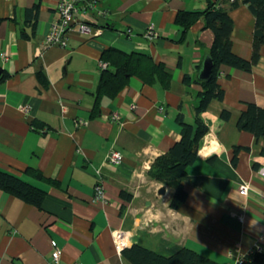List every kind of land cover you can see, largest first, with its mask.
<instances>
[{"label": "crops", "instance_id": "crops-1", "mask_svg": "<svg viewBox=\"0 0 264 264\" xmlns=\"http://www.w3.org/2000/svg\"><path fill=\"white\" fill-rule=\"evenodd\" d=\"M206 1L98 0L105 11L99 35L73 29L66 47L39 53L58 20L59 0H0V169L46 192L37 208L0 190V264H52V243L61 251L59 264H127L121 250L132 244L162 252L180 244L219 264H233L239 251L245 255L256 245L264 249V177L259 173L264 142L235 126L246 102L264 105V53L251 72L221 67L224 98L202 114L208 132L187 166L185 201L170 208L172 188L147 175L155 157L180 139L179 109L193 121L201 89L198 72L213 34L198 20L179 42L175 14L202 10ZM34 4L36 25L25 39L20 31H32L25 25V10ZM229 14L232 49L248 59L254 16L242 2ZM149 25L158 34L153 39L145 36ZM110 47L147 53L165 64L171 88L131 77L115 98L103 97L91 116L100 55ZM39 68L46 86L37 80ZM185 74L191 76L189 85H183ZM222 109L231 112L230 121L220 120ZM234 145L247 149L233 165ZM111 150L122 154L120 163L108 161ZM30 167L57 185L27 174ZM99 178L103 199L95 201ZM241 184L247 186L246 196L238 190ZM163 186L165 193L159 194ZM114 231L125 232L120 250Z\"/></svg>", "mask_w": 264, "mask_h": 264}, {"label": "trees", "instance_id": "trees-1", "mask_svg": "<svg viewBox=\"0 0 264 264\" xmlns=\"http://www.w3.org/2000/svg\"><path fill=\"white\" fill-rule=\"evenodd\" d=\"M244 3L249 12L254 16V29L252 32L251 55L246 59L239 56L232 49L233 30L232 18L229 10ZM204 9L181 10L175 14V23L181 28L179 42H182L188 30L198 20L203 21V27L211 30L213 42L209 47L208 56L212 62L210 76L206 80H197L201 89L197 93L198 101L194 106L192 122L184 119L182 110L175 116V122L179 126L180 139L175 141L164 153L158 155L150 165L147 175L150 179L172 188V196L168 205L177 209L187 198L184 189L183 178L187 173V166L197 158V152L203 137L208 132V126L202 114L208 110L213 101H222L224 90L218 83L221 75V67H232L240 71L251 72L260 61L264 53V0H212L206 1ZM38 17V4L25 10V25H28L31 33L20 31L22 38H30ZM100 75L93 92L94 101L91 116L99 110L103 97L115 98L128 84L131 77H137L146 85L159 84L164 89H170L172 75L165 64L156 63L152 57L140 51L125 52L115 47L102 51L100 55ZM1 76V75H0ZM36 77L42 86H46V76L41 68L36 71ZM191 83V76L185 74L183 85ZM244 109L235 118V126L239 131H248L257 140L264 142V105L246 102ZM220 120L230 121L231 112L222 109ZM35 129L41 125L32 123ZM246 147L234 145L233 165L238 159V153L246 150ZM264 156V144L260 149ZM25 172L34 178L45 179L41 172L35 168H27ZM0 190L20 199L26 204L41 208L46 192L33 185L29 181L19 177L15 173L0 169ZM124 199L129 195L124 191L120 193ZM261 248V247H260ZM122 259L127 264H219L205 255H201L193 249L183 245H171L166 252L156 251L140 244H132L121 250ZM239 264H264V249L257 252L252 249L249 253L239 256Z\"/></svg>", "mask_w": 264, "mask_h": 264}, {"label": "built area", "instance_id": "built-area-1", "mask_svg": "<svg viewBox=\"0 0 264 264\" xmlns=\"http://www.w3.org/2000/svg\"><path fill=\"white\" fill-rule=\"evenodd\" d=\"M58 20L51 26L48 33L45 35L43 41L38 47V52L40 53L42 48L50 46H59L66 47L68 45V35L69 32L73 29L83 33L88 36L99 35L102 32V27L99 25L100 21L105 17V11L102 10L98 5V0H59L57 5ZM158 34L153 29L152 25H149L146 29L145 36L148 39H153ZM3 57L6 58V55L3 54ZM123 160V156L119 151L111 150L108 153V161L114 164H118ZM259 173L264 177V165L259 168ZM100 178L97 180L94 190L93 199L101 200L103 199V189L100 184ZM240 194L246 196L248 193L247 186L241 184L238 187ZM239 221H243V214L237 216ZM264 222V216H263ZM125 235L124 231H114L113 240L115 242V247L117 250H120L123 246V237ZM253 249L260 252L262 248L256 245ZM236 250V252H238ZM61 251L56 246L55 243H52L51 251V262L52 264H59V257ZM241 255L240 251L237 254L235 262L233 264H239V256Z\"/></svg>", "mask_w": 264, "mask_h": 264}, {"label": "water", "instance_id": "water-1", "mask_svg": "<svg viewBox=\"0 0 264 264\" xmlns=\"http://www.w3.org/2000/svg\"><path fill=\"white\" fill-rule=\"evenodd\" d=\"M202 65L200 67V70L198 72V78L199 80H206L210 76V72L212 69V62L207 55L206 58L202 61ZM159 194H164L165 193V187H161L158 191Z\"/></svg>", "mask_w": 264, "mask_h": 264}]
</instances>
